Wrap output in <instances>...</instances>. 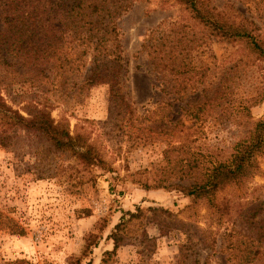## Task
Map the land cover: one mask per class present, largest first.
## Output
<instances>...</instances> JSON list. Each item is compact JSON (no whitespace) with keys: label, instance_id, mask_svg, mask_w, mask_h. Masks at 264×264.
Here are the masks:
<instances>
[{"label":"rangeland","instance_id":"374dc122","mask_svg":"<svg viewBox=\"0 0 264 264\" xmlns=\"http://www.w3.org/2000/svg\"><path fill=\"white\" fill-rule=\"evenodd\" d=\"M206 1L226 14L232 13L227 11L230 4L245 12L238 0ZM128 2L131 6L117 25L126 62L120 79L121 94L133 117L116 115L120 111L117 109L108 121L109 86L80 87L81 77L74 80L77 85H71L70 79L60 88L20 84L10 92V98L16 101L48 104L55 121L65 118L71 131L83 132L89 142L95 143L102 163L85 166L74 157L47 153L33 138L0 146V212L25 230L23 236L0 231V264H100L103 253L113 247L109 236L122 217L128 219V212L136 216L125 227L116 264H179L184 255L190 254L186 250L189 241L200 264L205 259L207 264H225L224 255L201 247L198 240L204 235L209 240L215 238L218 250L223 232L235 226L243 229L237 221L243 206L264 199V154L258 157L256 175L240 186H227L218 192L213 206L204 200L193 203L192 197L178 190L154 188L162 176L160 170L166 164L164 154L169 146L188 143L207 169L225 161L251 123L264 117V99L250 106L249 120L233 114L228 117L222 111L226 103L235 110L243 99L257 93L262 86L258 65L264 66V62L255 63L241 44L210 38L216 64L215 77L210 79L213 81H207L204 92L202 85L200 91L179 101L170 99V105H166L168 98L160 92L141 45L148 32L165 21L190 23L188 13L173 0ZM258 25L264 39V26ZM222 75H226L229 89L223 92L227 94L224 100L216 102L221 104L217 113L193 127V120L182 117V125L169 133L171 122L181 118L180 108L198 104V99L208 106L210 103L202 98L205 94L206 99L216 98L220 93L217 80ZM207 112L211 111L205 109L204 114ZM130 120V125L136 126L130 135L128 126L119 129L114 125ZM140 126L153 132L136 131ZM143 136L152 140L142 143ZM166 184L188 186L191 181L174 178Z\"/></svg>","mask_w":264,"mask_h":264},{"label":"trees","instance_id":"16d2710c","mask_svg":"<svg viewBox=\"0 0 264 264\" xmlns=\"http://www.w3.org/2000/svg\"><path fill=\"white\" fill-rule=\"evenodd\" d=\"M173 1L188 13L190 23L165 21L150 30L141 45V52L148 57L158 79L160 92L168 98L166 105H170V99L179 101L200 91L202 85H205L201 89L204 92L207 81H213L210 79L215 77L213 71L216 64L210 38L218 42L241 44L255 63L264 62V39L258 25L264 26V0H238L245 12L241 13L230 4L227 11L232 13L227 14L206 0ZM130 6L128 0H0L1 147H8L21 138H33V141L42 143L47 153L74 157L85 166L102 163L95 143L89 142L85 133L76 129L71 131L65 118L55 121L48 104L34 100L16 101L10 98V92L20 84L41 89L60 88L70 79L71 85H77L74 80L81 77L83 81L80 87L109 86L108 121H111V113L117 109L120 111L116 115L133 117V111L121 94L120 79L124 75L126 62L117 25L118 19ZM258 72L261 88L251 98L243 99L235 110L229 108L230 103H226L222 111L228 117L233 114L249 120L250 106L264 99L263 65H258ZM225 76L217 80L220 93L215 99H206V94L202 96L204 101L210 103L208 106L199 103L198 99V104H186L180 108L181 118L171 122L173 127L168 129L169 133L176 132V127L182 125V117L193 120V127L217 113L220 103L227 96L223 92L229 89ZM212 103L216 105L213 107ZM205 109L211 112L205 115ZM130 122L114 125L119 129L128 126L127 133L130 135L131 128L136 127ZM145 129L153 132L141 126L135 130ZM150 140L151 136L140 138L142 143ZM262 154L264 117L251 123L232 145L225 161L207 169L192 153L188 143L169 146L164 154L166 164L160 170L162 176L154 188L178 190L192 197L193 203L204 200L213 206L218 192L227 186H240L256 175L258 157ZM174 178L189 179L191 184H166ZM126 215L128 219L122 217L114 233L109 236L113 247L103 253L100 264H116V253L125 239V227L136 216L129 212ZM237 221L243 229L235 226L223 232L218 250V241L215 238L209 240L205 235L198 240L200 246L224 255L225 264H264V199L243 206ZM0 231L18 236L25 234L18 223L1 212ZM193 249L194 245L189 241L186 250L190 254L184 255L179 264H200ZM206 260L202 264H207Z\"/></svg>","mask_w":264,"mask_h":264}]
</instances>
